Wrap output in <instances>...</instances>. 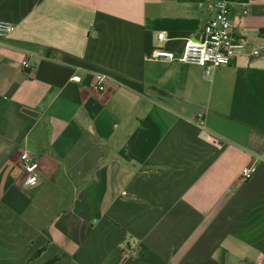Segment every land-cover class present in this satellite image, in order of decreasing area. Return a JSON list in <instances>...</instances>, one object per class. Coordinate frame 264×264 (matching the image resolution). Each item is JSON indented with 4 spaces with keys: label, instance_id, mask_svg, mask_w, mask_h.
I'll use <instances>...</instances> for the list:
<instances>
[{
    "label": "crops",
    "instance_id": "obj_1",
    "mask_svg": "<svg viewBox=\"0 0 264 264\" xmlns=\"http://www.w3.org/2000/svg\"><path fill=\"white\" fill-rule=\"evenodd\" d=\"M226 1L264 46V0ZM209 2L0 0V264H264V50L209 78L147 59L198 41Z\"/></svg>",
    "mask_w": 264,
    "mask_h": 264
},
{
    "label": "built area",
    "instance_id": "obj_2",
    "mask_svg": "<svg viewBox=\"0 0 264 264\" xmlns=\"http://www.w3.org/2000/svg\"><path fill=\"white\" fill-rule=\"evenodd\" d=\"M208 6L210 14L204 23L203 31L198 41L189 39L179 53L157 46L147 59L195 65L200 67L204 75L209 78L214 70L234 64L243 55L257 57L261 54L264 46L249 47L247 42L235 33L230 19L231 11L226 0H210ZM15 29L12 23L0 21V39L7 38ZM156 39L159 43H162L167 38L164 32H160L156 35ZM22 66L29 68L30 64L28 61H24ZM107 79L108 76L105 74L94 75L90 78L89 87L94 92H104ZM73 80L80 82L81 77L75 76ZM198 124L202 127L205 126L203 114L198 116ZM258 159L264 161V157ZM20 161L23 173L20 186L22 189L28 190L40 182L39 163L31 158L27 152L20 154ZM252 172L251 167L243 169L242 179L247 180ZM136 256L137 254L134 251L128 253V257Z\"/></svg>",
    "mask_w": 264,
    "mask_h": 264
},
{
    "label": "trees",
    "instance_id": "obj_3",
    "mask_svg": "<svg viewBox=\"0 0 264 264\" xmlns=\"http://www.w3.org/2000/svg\"><path fill=\"white\" fill-rule=\"evenodd\" d=\"M58 258L52 259L49 262H47L46 264H55L57 262Z\"/></svg>",
    "mask_w": 264,
    "mask_h": 264
}]
</instances>
